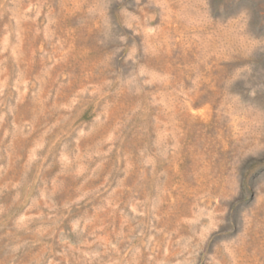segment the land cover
Segmentation results:
<instances>
[{"label": "rangeland", "instance_id": "rangeland-1", "mask_svg": "<svg viewBox=\"0 0 264 264\" xmlns=\"http://www.w3.org/2000/svg\"><path fill=\"white\" fill-rule=\"evenodd\" d=\"M0 264H264V0H0Z\"/></svg>", "mask_w": 264, "mask_h": 264}]
</instances>
